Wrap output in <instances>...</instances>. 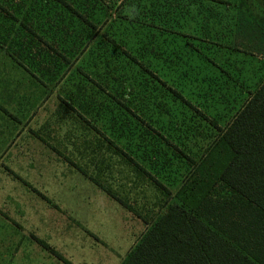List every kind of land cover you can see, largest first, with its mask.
Wrapping results in <instances>:
<instances>
[{
    "label": "rangeland",
    "instance_id": "rangeland-1",
    "mask_svg": "<svg viewBox=\"0 0 264 264\" xmlns=\"http://www.w3.org/2000/svg\"><path fill=\"white\" fill-rule=\"evenodd\" d=\"M239 1L243 10L264 8V0ZM158 2L133 0L127 7L124 0H0V79L26 85L20 89L31 94L35 128L29 135L24 122L4 129L0 121L5 131L0 133V177H15L6 167L13 163L9 155L24 148L29 135L32 150L26 153L39 154V163L17 173L30 176L49 199L47 203L35 192L11 199L16 217L30 226L15 231L26 237L20 246L2 242L0 264H65L32 235L74 264H122L171 203L205 219L214 211L217 223L225 212L237 219L239 196L220 180L231 156L222 132L263 81V57L254 61L237 54L230 67L222 56L213 67L192 52L186 72L153 70L159 57L168 58L167 40L151 37L154 26L166 19L155 14ZM187 44L194 47L196 41ZM217 44L209 41L208 47L213 50ZM64 100L87 101L88 111L80 104V113L79 103ZM59 104V124L55 127L54 119L50 126L59 134H47L41 123L55 117ZM84 122L95 133L85 130ZM54 142L60 151H52ZM109 143H118L120 153L109 150ZM71 159L118 190L124 204L84 177L69 164ZM165 228L162 219L148 239L161 238ZM13 231L2 229L0 236Z\"/></svg>",
    "mask_w": 264,
    "mask_h": 264
},
{
    "label": "crops",
    "instance_id": "crops-1",
    "mask_svg": "<svg viewBox=\"0 0 264 264\" xmlns=\"http://www.w3.org/2000/svg\"><path fill=\"white\" fill-rule=\"evenodd\" d=\"M157 1L159 2L158 5L155 7V14H158V16L161 17L166 16V19H163V24L158 23L154 26L153 30H151V37L167 40L168 58L165 59L159 57L155 62H153V65H155L153 67V70L186 72L187 69L190 68V65L193 63L191 57L192 52L198 54L199 57L202 58L201 60L205 59L203 61L206 62L205 64L207 66L213 67H216L218 64L216 61L217 58L221 60L225 57L227 58L224 60V62L226 64H229L230 67H232L233 64L236 63L235 57L237 56V54H241L245 57L250 56V58L254 61H256L255 56L259 55L263 57L262 59L264 61V8H257L256 6H254L255 8L253 11L243 10L241 9L243 5L239 0H236V2L227 5H224V3L219 4V2H214L211 0ZM132 3L133 0H124V4L127 7H130ZM141 37L144 38L146 36L141 35ZM187 40H195L196 44L197 42L199 44L198 46L195 44L194 47H190L187 44ZM213 40H215L218 44L217 48L212 50L211 48L209 49L208 44L209 41ZM222 56H224V58H222ZM260 65V68H263L264 62ZM259 69L255 71L259 72L260 70H262ZM210 77L211 76L203 78V80H210ZM9 79L11 78H3V80L0 79V121L4 122V124H2V127L4 129H10L14 127L15 129L18 124L23 126L22 122H24V126L28 127L30 135V133L35 130L33 126L31 127L33 121L31 116L33 114L32 112L34 108L33 100L29 98V96L31 97V94L26 95L25 90L22 91L20 89L21 87L24 88L26 86L25 84L22 85L19 84L20 82H17V80L15 79ZM263 81L259 84L258 88L261 86ZM172 84L173 86H180L178 82H174ZM32 85L38 87V83H33L31 84V86ZM43 85L45 86V83H43ZM46 87L53 88L54 85H48ZM255 91L251 92L250 95L252 96ZM251 96L248 97L247 101L250 99ZM37 98L39 100V96H37ZM46 98L47 94L44 93L42 101H44V99ZM9 99H12L13 101H9ZM48 99H46L45 102ZM64 101H66L68 104L79 103V112L81 108L80 104L83 105V111H88V107L84 106L86 105L87 101H84L83 103L78 102L77 100L72 102L71 100ZM89 104L90 101L88 102V105ZM62 108V105L59 104L58 110L55 113V117L49 116L51 118L49 120L47 119L48 121L46 120L45 122L41 123L42 128L47 134H59L58 130H56L55 128H50V126L52 125V120L54 119L55 127L57 124H59V115L61 114L60 111L62 110ZM89 108H91L90 105ZM4 118L7 119L9 122L5 121ZM83 127L87 131L94 132V128L88 126L87 122L83 123ZM4 132L5 131L0 130V133ZM14 132L16 131L14 130L13 133ZM29 135L24 141V148L20 149V151L15 155H9V160H12L11 162L13 163H9L8 165H6V167L8 166L15 171L12 172L15 177L13 175H5L0 177V230L7 229L8 227H12L14 229L13 233L6 234L5 236H0V245L3 244L2 242H12L13 245L18 243V246H20L22 242L26 241V237L21 238V236L17 235L15 231L18 229L25 230L26 226H30L29 224H27V219L21 218L20 216L16 217L14 210H12V202H10L11 199H17L20 196L21 199L26 197H32V193L35 192V194L40 195L39 197L46 200L47 203L49 202L48 196L47 194H45L47 192L43 193L42 191L37 189L31 183V180L29 179L30 176L28 177V179H26L24 175L17 173L18 170H21L23 168L31 169L30 167L37 165L34 163L35 161H38L39 163V160H37L35 157H38L39 155L37 151L35 152H37L38 155H30L29 153H26V151L32 150V148L30 149L31 145L27 143ZM87 144L89 143L87 142ZM107 146L109 150L112 149L116 153H120L118 150H121V148H119L120 145L118 143L114 145L112 143H109L107 144ZM52 148V151H60L59 145H57L55 142ZM96 150V146H93L92 151L94 153V157H96ZM28 158H30L28 160L29 164H26L25 166L21 165V163H23V161ZM40 164L44 165L42 162ZM69 164L76 167L79 172L81 171L83 176L87 177V179H92L94 184L97 183V185H99L100 188L103 189V191L107 192L110 198H115L123 203V197L121 193L118 192V190H116L112 186L105 184L101 179L97 178L96 173L91 174L86 169V166L84 168L82 165H79L72 159ZM52 165H56V162L54 161ZM16 166L19 169H16ZM0 167H4V165ZM1 173H3V171L0 168V174ZM9 177H11V180L9 179ZM3 181H10L11 185L1 187V183H3ZM14 181H16V183H13ZM14 184H16L17 186H14ZM18 189H21L22 191L18 192ZM16 205L21 206L24 209L22 203H18ZM37 221L39 222V224L37 223ZM37 221L35 220V223L39 225L37 227L42 228V220L40 221L37 219ZM154 221H152V223ZM34 237H36L34 240L43 249H46L49 254L56 256L65 264H74L69 257L67 258L65 255H63L61 250H57V248L55 249L54 247H51L49 243H43L41 241V238L32 235V238ZM32 238L29 237V241L33 240ZM54 251L56 253H53Z\"/></svg>",
    "mask_w": 264,
    "mask_h": 264
},
{
    "label": "trees",
    "instance_id": "trees-1",
    "mask_svg": "<svg viewBox=\"0 0 264 264\" xmlns=\"http://www.w3.org/2000/svg\"><path fill=\"white\" fill-rule=\"evenodd\" d=\"M222 137L231 156L220 180L239 196L237 219L225 212L217 223L214 211L205 219L171 203L122 264H264V81ZM162 219L161 238L148 239Z\"/></svg>",
    "mask_w": 264,
    "mask_h": 264
}]
</instances>
